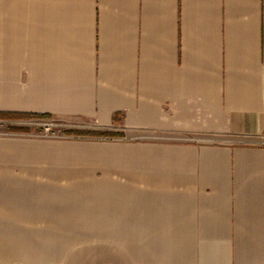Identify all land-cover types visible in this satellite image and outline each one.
<instances>
[{
	"label": "crops",
	"instance_id": "1",
	"mask_svg": "<svg viewBox=\"0 0 264 264\" xmlns=\"http://www.w3.org/2000/svg\"><path fill=\"white\" fill-rule=\"evenodd\" d=\"M0 128V264H264V0H0Z\"/></svg>",
	"mask_w": 264,
	"mask_h": 264
},
{
	"label": "rangeland",
	"instance_id": "2",
	"mask_svg": "<svg viewBox=\"0 0 264 264\" xmlns=\"http://www.w3.org/2000/svg\"><path fill=\"white\" fill-rule=\"evenodd\" d=\"M26 123L27 125L32 126L33 128L36 127L37 129L41 128L44 123L50 124L51 127H53L54 129H63L70 122L62 118L52 117V118H46V119H30V120H27Z\"/></svg>",
	"mask_w": 264,
	"mask_h": 264
},
{
	"label": "built area",
	"instance_id": "3",
	"mask_svg": "<svg viewBox=\"0 0 264 264\" xmlns=\"http://www.w3.org/2000/svg\"><path fill=\"white\" fill-rule=\"evenodd\" d=\"M41 132L46 136H58L60 134V129H54L50 124L44 123Z\"/></svg>",
	"mask_w": 264,
	"mask_h": 264
},
{
	"label": "trees",
	"instance_id": "4",
	"mask_svg": "<svg viewBox=\"0 0 264 264\" xmlns=\"http://www.w3.org/2000/svg\"><path fill=\"white\" fill-rule=\"evenodd\" d=\"M35 117H38V118H51V116L49 115H36Z\"/></svg>",
	"mask_w": 264,
	"mask_h": 264
}]
</instances>
